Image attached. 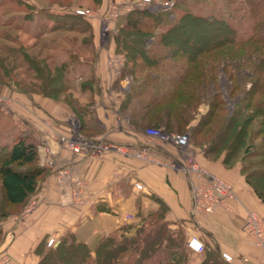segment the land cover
<instances>
[{
    "label": "trees",
    "instance_id": "trees-1",
    "mask_svg": "<svg viewBox=\"0 0 264 264\" xmlns=\"http://www.w3.org/2000/svg\"><path fill=\"white\" fill-rule=\"evenodd\" d=\"M6 1L0 0V7ZM242 2L250 21L244 32L222 13H194L175 0L170 10L157 14L133 8L119 19L113 35L116 52L123 53L126 59L117 77L131 79V90L121 107L129 110L133 122L188 133L190 141L208 159L222 157L229 168L239 165L245 182L264 203V0ZM29 7L33 10L36 5ZM170 12H175L173 19L168 16ZM43 16L50 23H42L45 31L35 33L36 39L47 32L89 30L91 38L82 41L86 45L94 40L93 25L74 10H51ZM22 19L32 21L33 13H26ZM9 23L5 21L3 25ZM160 27L163 30L159 32ZM1 38L17 45L5 43L0 48V83L15 85L27 95L37 93L67 103L79 121L82 136L90 139L83 134L91 102L82 104L74 96L68 85V70L93 64L96 55L87 60L73 50L61 49L68 55L61 59L53 52H32L30 48L38 43L27 46L19 36L1 32ZM17 70H22L23 79L19 80ZM221 72L228 80L226 94L233 102L231 111L220 91ZM98 82L92 74L80 82V88L98 91ZM202 105L207 110L198 114ZM223 111L226 113L221 115ZM191 123L195 126L191 133L184 131ZM46 173L37 145L28 136L17 135L8 147L0 144V222L9 215L8 205L22 209L28 203ZM165 214L163 205L160 211L142 217L138 223L119 226L101 237L94 247L69 232L42 253L49 239L45 238L35 249L40 256L36 264H162L150 258L164 244L172 247L176 236L182 235L170 228ZM154 217L159 219L158 226L145 225ZM144 231L147 235L142 237ZM3 239L4 235L0 242ZM204 245L203 251L209 246L207 242ZM212 248L213 256L207 255L200 264H232L215 245ZM182 258L181 251L173 249L166 264H182Z\"/></svg>",
    "mask_w": 264,
    "mask_h": 264
},
{
    "label": "crops",
    "instance_id": "crops-1",
    "mask_svg": "<svg viewBox=\"0 0 264 264\" xmlns=\"http://www.w3.org/2000/svg\"><path fill=\"white\" fill-rule=\"evenodd\" d=\"M97 37L94 35L93 40L96 46ZM109 47V50L96 49V61L89 65L90 76L94 74L99 79V90L83 91L82 80L76 91L71 89L82 104L91 102L84 118L88 126L83 135L147 148L146 130L150 127L139 125L140 121L133 122L129 110L121 107L131 90L130 78L117 77L125 64V55L116 52L113 36L109 38ZM119 57L123 59L122 65L115 62ZM11 108L16 122L23 124L24 135L37 145L40 162L47 168L37 192L18 215L3 225V244H8L12 264H36L39 257L34 251L43 239L59 238L69 232L94 247L101 237L113 233L119 226L135 224L142 217L160 211L163 205L171 226L182 227L187 235H196L203 242L215 245L222 254L240 258L242 253L251 250L261 252L248 241L244 230L248 212L252 209L264 212V203L245 182L239 165L228 168L222 157L212 161L203 150H196L198 162L230 182L237 197L230 203V210L219 207L212 213L197 214V219H193L190 178L182 171L115 150L97 156L74 153L60 140L61 135L71 134L68 119L74 115L63 101L18 92ZM149 150L167 163L184 158L171 144ZM63 169L72 179L60 177L58 172ZM77 181L87 184L81 195L83 203H77L72 196V187ZM135 183H140L142 188L135 187ZM28 205L31 206L27 209Z\"/></svg>",
    "mask_w": 264,
    "mask_h": 264
},
{
    "label": "rangeland",
    "instance_id": "rangeland-1",
    "mask_svg": "<svg viewBox=\"0 0 264 264\" xmlns=\"http://www.w3.org/2000/svg\"><path fill=\"white\" fill-rule=\"evenodd\" d=\"M23 1H24L23 3H18L13 0H8L5 2L4 6L0 7V48L5 43L6 45H10V46L17 45L10 41H5L4 39L1 38V32L4 33L7 32L8 34L11 35V37L19 36L21 42H23L27 46L33 45L34 43H38V46H36L35 48L33 47L30 48L32 52H37L41 50V54L43 55L48 52H53L57 58H61V59L68 57L66 52L68 50L75 51L80 56V58L84 57L87 60H90V58L94 57V53L96 49L109 50L110 49L109 38L112 37L114 33L117 31V24L119 19L125 17L126 14L129 12L124 10L117 11L116 9L113 8L114 4L122 3L123 1L126 0H23ZM128 1L135 2L138 0H128ZM175 1H178L179 4H182L180 7L189 9L194 13L204 14V15H209L212 13L218 15L222 13L223 15H225L226 18L231 20L232 23L236 27H238L242 32L247 30L250 25L249 24L250 21L248 17H246L247 9L244 3L242 2V0H175ZM31 4L36 5V7H34L33 10L30 9L31 7H29ZM81 7L89 8L90 10L95 12L94 17H85V19H87V21H90L91 24L93 25L95 29L94 35L95 36L98 35L97 45L98 46L100 45L101 48H98V46H96L94 42L84 45L85 43L82 40L91 38V33L89 32V30H86L85 32H75V31H65V32L56 31L52 33L47 32L43 36H41L40 39H36L34 37L35 33L45 31V27H43L42 23H50V19L44 18L43 16L46 11L65 10V9L72 11L76 8H81ZM138 8L146 9L154 14H157L161 11H165L157 3L156 4L153 3L148 6L142 8L138 7ZM28 12L33 13L32 21H25L22 19L24 15H26V13ZM243 15L244 17H242ZM168 16L170 19H173L175 16V12H170ZM106 17L112 19V21L110 23L104 22L103 20ZM5 21H8L10 23L5 26L3 25ZM18 26H20L22 29L20 30L17 29ZM161 30H163L162 27H160L158 31L160 32ZM6 49L7 48H4V50ZM61 49H64L66 51H61ZM89 65L87 64V65L77 66L76 67L77 70L75 68L68 70L70 77L68 81V85L71 89L76 91L79 88V82L90 76V71L92 68ZM21 71L22 70L18 71L19 80L25 77L22 73H20ZM80 77H82V79H80ZM127 85L129 87V83H127ZM227 86H228V80L226 76L221 72L219 76L220 91L227 98L229 102L227 108L229 109V111H231L233 108V102L229 100L226 94ZM18 92L20 91L16 88L15 85H7L4 83H0V144L4 146L6 145V147H8L15 140L17 135L25 134L22 128L23 124L21 123L22 124L21 125L19 122H16V119L14 118L15 114L11 108L13 103V98L16 97ZM206 110H207V106L202 105L198 110V114H204ZM224 113H226V111H223L221 115H224ZM193 125L194 124L191 123V125H189V127H187L184 131H188L189 133H191L193 127H195ZM150 128L163 129L162 127H150ZM191 137H193V135ZM190 144L193 149V152L195 153L198 148L195 146L193 140L190 142ZM216 158L217 156H213V158L210 160L215 161ZM30 206L31 205H28L27 209ZM21 210L22 209H20V207L18 206L8 205L7 212L9 213V215L6 219L0 222V229L2 231L0 237L4 235L3 225L5 221L12 220L13 215H18ZM255 211L264 217V212H260L259 210H255ZM190 218L191 217H189V220ZM193 219H197V218H193ZM246 222H247V217H246ZM145 225L158 226L159 219L154 217L150 219V221L148 220L145 223ZM170 228L175 229V231H179L180 233H182V235H179L178 238L176 236L175 243L172 244V247L169 248L165 246L167 244H164V247L162 246L161 248H159L155 253L156 255L152 256L150 260L153 259L154 261H159L162 264H166L170 258L171 251L173 249L176 250L178 249L183 254L182 264H200L207 257V255L213 256V248L209 242H207L209 246L205 251L195 252L188 246V240L190 236L187 235V232L184 228L175 227V226H171ZM244 231L246 233V236L248 237V241H251L253 245L257 247L261 252L258 251L257 253H255L252 252L251 250L250 252H245L244 254L242 253L240 258L233 257L231 260H228L229 263L264 264V247H260L256 245L255 240L246 230V223H245ZM128 233L129 232L125 231V234L130 236L133 235V232L132 234H128ZM121 234L122 232H120L117 237H119ZM146 235L147 233L145 234V231L143 234H141L142 237ZM61 237L62 236H60L59 238L54 237L55 241H57ZM50 238L51 237H49V239ZM52 245H54V243ZM52 245H49V243L47 242V244H45L42 248V253L46 252V250ZM34 252L36 253V251ZM38 257H39L38 258L39 261L40 256L38 255ZM12 262H13V258L9 252L8 244L5 245L3 244V242H0V264H12ZM89 264H93V263H89Z\"/></svg>",
    "mask_w": 264,
    "mask_h": 264
},
{
    "label": "built area",
    "instance_id": "built-area-1",
    "mask_svg": "<svg viewBox=\"0 0 264 264\" xmlns=\"http://www.w3.org/2000/svg\"><path fill=\"white\" fill-rule=\"evenodd\" d=\"M164 10H170L173 5V0H138L129 2L128 0L122 3L114 4L113 8L117 11H130L133 8L145 7L156 3ZM120 6V7H119ZM149 8V7H147ZM74 11L85 17H94L95 12L89 8H76ZM116 12V11H115ZM110 23L112 19L106 17L103 20ZM119 65L123 64L121 57L115 60ZM70 135L60 136L61 142L66 148L71 149L74 153L97 156L108 151H119L127 156H132L141 161L148 163H157L167 165L175 170L182 171L190 178L189 188L191 194V209L192 218L200 213H212L217 208L222 207L230 210V203L237 197L234 186L225 179L212 173L206 167L202 166L190 144L188 133H177L166 131L161 128H148L146 134L149 137L147 148H139L133 145H120L105 139H86L82 136L79 129V121L75 115H71L68 119ZM163 144H171L178 148L184 155L182 159H172L169 163L163 161L155 153L149 150L151 147H156ZM60 177H72L67 170L58 172ZM194 176V177H193ZM85 181H77L72 187V196L77 203H83L81 199L83 191L86 189ZM135 187L142 188L140 183H135ZM246 230L253 237L257 246L264 247V217L254 210L249 211L247 215ZM55 242V238L51 237L48 241L49 245ZM188 246L195 252L203 251L205 248L204 242L196 235H191L188 240ZM227 260L232 257L223 253Z\"/></svg>",
    "mask_w": 264,
    "mask_h": 264
}]
</instances>
